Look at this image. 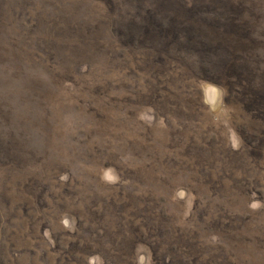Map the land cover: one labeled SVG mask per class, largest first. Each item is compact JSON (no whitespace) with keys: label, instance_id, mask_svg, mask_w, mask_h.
I'll return each instance as SVG.
<instances>
[{"label":"rangeland","instance_id":"374dc122","mask_svg":"<svg viewBox=\"0 0 264 264\" xmlns=\"http://www.w3.org/2000/svg\"><path fill=\"white\" fill-rule=\"evenodd\" d=\"M0 264H264V0H0Z\"/></svg>","mask_w":264,"mask_h":264}]
</instances>
